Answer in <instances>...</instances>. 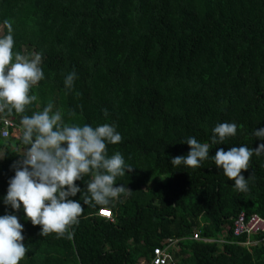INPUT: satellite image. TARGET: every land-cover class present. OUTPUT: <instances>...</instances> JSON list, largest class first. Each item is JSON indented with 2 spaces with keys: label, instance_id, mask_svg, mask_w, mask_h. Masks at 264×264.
Returning <instances> with one entry per match:
<instances>
[{
  "label": "trees",
  "instance_id": "trees-1",
  "mask_svg": "<svg viewBox=\"0 0 264 264\" xmlns=\"http://www.w3.org/2000/svg\"><path fill=\"white\" fill-rule=\"evenodd\" d=\"M5 20L15 51L43 55L45 78L26 114L52 102L68 122L115 123L122 142L108 154L118 151L133 166L117 179L129 191L107 207L110 218L83 204L85 176L75 182L82 194L70 197L84 207L73 237H43L22 207L3 203L10 165L25 146L21 131L0 137V215L19 217L29 246L19 264H138L171 237L176 264H264V232L232 233L239 212L264 218V154L242 170L247 193L212 159L218 148L264 143L253 136L264 128V0H0V35ZM73 71L69 91L64 80ZM1 118L21 129L20 116ZM225 122L238 126L236 136L213 145L201 167L170 163L188 153V137L211 143ZM194 229L200 239L189 238Z\"/></svg>",
  "mask_w": 264,
  "mask_h": 264
},
{
  "label": "clouds",
  "instance_id": "clouds-1",
  "mask_svg": "<svg viewBox=\"0 0 264 264\" xmlns=\"http://www.w3.org/2000/svg\"><path fill=\"white\" fill-rule=\"evenodd\" d=\"M4 25L6 34L0 35V115L15 114L21 117L20 140L25 147L18 155L19 159L10 165L14 176L8 180L3 203L10 206L13 212L20 211L22 207L24 219L33 226L39 225L41 236L55 234L57 239H71L73 228L79 224V218L84 213L81 203L70 199L77 193L82 194L75 182L89 176L83 204L107 208L114 206L121 194L128 193V187L123 184L117 186L116 182L131 172L133 166L118 151L111 156L108 154V145L122 142L115 123L93 127L68 122L61 110L53 111L52 102L40 111L26 114L38 99L32 92L33 88L45 78L41 67L43 55L15 51L12 22L5 20ZM75 79V71L65 77L66 90L73 89ZM102 111L108 117L107 109ZM237 127L235 123L217 124L212 129L211 143H201L195 137H188L185 141L190 148L188 153L173 157L170 163L175 167H201L202 162L209 158L210 148L225 144L226 140L236 136ZM253 136L264 140V128L255 129ZM253 154H264V143L255 148L247 145L233 146L228 150L218 148L212 159L215 166L234 181L237 192L247 193L248 180L242 175V170L250 167ZM4 157L0 155V159ZM23 230L24 225L17 215H0V264H19L26 256L29 246L23 243ZM177 249L176 243L174 253Z\"/></svg>",
  "mask_w": 264,
  "mask_h": 264
},
{
  "label": "built area",
  "instance_id": "built-area-1",
  "mask_svg": "<svg viewBox=\"0 0 264 264\" xmlns=\"http://www.w3.org/2000/svg\"><path fill=\"white\" fill-rule=\"evenodd\" d=\"M0 137L5 139L8 136H16L17 132L21 129L9 118L0 119ZM10 128V130H9ZM18 130V131H17ZM22 134V133H21ZM18 149L22 152L23 147L19 145ZM21 152V153H22ZM108 214H104V213ZM96 214L101 217L110 218V210L108 208L102 207L97 209ZM264 231V218L258 214H251L245 218L244 214L240 212L233 221V234L244 233L246 235L263 232ZM191 239H200L197 231H193L190 236ZM203 241H212V239L202 238ZM177 238H166L161 245H156L152 247V250L144 262L140 260V264H176V257L174 255V250L176 248Z\"/></svg>",
  "mask_w": 264,
  "mask_h": 264
},
{
  "label": "rangeland",
  "instance_id": "rangeland-1",
  "mask_svg": "<svg viewBox=\"0 0 264 264\" xmlns=\"http://www.w3.org/2000/svg\"><path fill=\"white\" fill-rule=\"evenodd\" d=\"M10 146L13 147V144L10 143ZM19 152H22L20 149H19ZM0 155H1V151H0ZM128 175H131V172L127 173ZM138 262H140V260H138ZM140 264V263H139Z\"/></svg>",
  "mask_w": 264,
  "mask_h": 264
},
{
  "label": "snow or ice",
  "instance_id": "snow-or-ice-1",
  "mask_svg": "<svg viewBox=\"0 0 264 264\" xmlns=\"http://www.w3.org/2000/svg\"><path fill=\"white\" fill-rule=\"evenodd\" d=\"M104 214H108V213L105 212Z\"/></svg>",
  "mask_w": 264,
  "mask_h": 264
},
{
  "label": "bare ground",
  "instance_id": "bare-ground-1",
  "mask_svg": "<svg viewBox=\"0 0 264 264\" xmlns=\"http://www.w3.org/2000/svg\"><path fill=\"white\" fill-rule=\"evenodd\" d=\"M181 240V238H179ZM185 239V238H184Z\"/></svg>",
  "mask_w": 264,
  "mask_h": 264
}]
</instances>
